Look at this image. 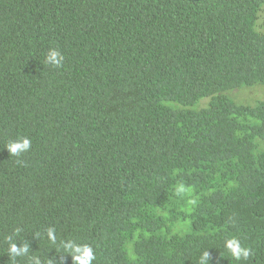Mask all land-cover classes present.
I'll use <instances>...</instances> for the list:
<instances>
[{
	"label": "trees",
	"instance_id": "1",
	"mask_svg": "<svg viewBox=\"0 0 264 264\" xmlns=\"http://www.w3.org/2000/svg\"><path fill=\"white\" fill-rule=\"evenodd\" d=\"M261 29L264 0H0V264H264V100L227 94Z\"/></svg>",
	"mask_w": 264,
	"mask_h": 264
},
{
	"label": "clouds",
	"instance_id": "2",
	"mask_svg": "<svg viewBox=\"0 0 264 264\" xmlns=\"http://www.w3.org/2000/svg\"><path fill=\"white\" fill-rule=\"evenodd\" d=\"M59 56V60L56 59V57ZM48 59H47V63L48 61H51L52 65L56 66V67H60L62 65L63 62V55L56 49H50L49 54H48ZM30 147V141L28 139H24L23 143H13L11 145L8 146V149L10 151L11 154H17L18 150L21 149H27ZM235 241H230L229 247L232 248V252L234 254V256L239 259L241 255H243L244 257L248 256V250L246 249H242L239 244L234 243ZM77 260H79V257L76 258ZM80 264H88L87 261H81Z\"/></svg>",
	"mask_w": 264,
	"mask_h": 264
},
{
	"label": "rangeland",
	"instance_id": "3",
	"mask_svg": "<svg viewBox=\"0 0 264 264\" xmlns=\"http://www.w3.org/2000/svg\"><path fill=\"white\" fill-rule=\"evenodd\" d=\"M261 30L264 32V29ZM227 94L238 104L255 105L260 100H264V85L243 86L239 89L232 90ZM261 147L264 149V142L262 143Z\"/></svg>",
	"mask_w": 264,
	"mask_h": 264
}]
</instances>
